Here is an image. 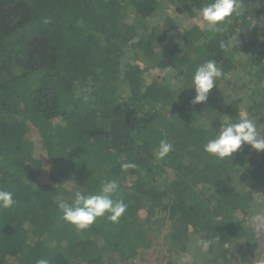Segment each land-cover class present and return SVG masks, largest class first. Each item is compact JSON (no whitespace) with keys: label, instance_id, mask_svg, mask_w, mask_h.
<instances>
[{"label":"trees","instance_id":"1","mask_svg":"<svg viewBox=\"0 0 264 264\" xmlns=\"http://www.w3.org/2000/svg\"><path fill=\"white\" fill-rule=\"evenodd\" d=\"M206 2L0 0V187L17 200L0 209V264H114L156 239L178 261L249 264L264 151L244 144L218 160L203 144L245 116L264 135V0H242V14L215 32L197 11ZM209 59L223 76L193 105L192 73ZM34 137L49 166L42 176ZM162 139L174 150L158 160ZM113 179L112 199L128 204L119 223L78 230L63 220L58 199ZM202 242L207 261L192 252Z\"/></svg>","mask_w":264,"mask_h":264},{"label":"clouds","instance_id":"2","mask_svg":"<svg viewBox=\"0 0 264 264\" xmlns=\"http://www.w3.org/2000/svg\"><path fill=\"white\" fill-rule=\"evenodd\" d=\"M244 10L242 0H207L197 10L208 30L219 31L221 26L231 17L239 16ZM47 22V21H45ZM231 43L220 42V48L227 51ZM175 76L172 67L166 68ZM223 76V70L215 59H209L199 64L191 76L190 88L195 89V97L191 101L193 105L206 102L210 90L216 87V81ZM179 77V81H183ZM177 86V80L172 81ZM185 88V87H183ZM182 88V89H183ZM85 91H90L86 89ZM87 98V97H85ZM199 125L207 130L209 122L206 119L199 121ZM250 145L256 151H264V135L258 131L255 121L245 116L233 123L222 124L216 134L203 144V151L218 160L233 157L242 145ZM174 150L173 143L167 139L159 142L156 158L163 160ZM124 171L137 168L133 162L121 164ZM116 180H108L102 183L97 194L86 192L83 187L76 186L69 203L64 199H58V208L62 212V218L78 230H87L98 218L106 217L112 223H119L120 218L126 213L128 204L121 200H113L112 195L118 190ZM17 204L14 194L4 187H0V209H10ZM256 222H264V215L257 214ZM207 247L206 242H202ZM36 264H49L46 259H39Z\"/></svg>","mask_w":264,"mask_h":264},{"label":"rangeland","instance_id":"3","mask_svg":"<svg viewBox=\"0 0 264 264\" xmlns=\"http://www.w3.org/2000/svg\"><path fill=\"white\" fill-rule=\"evenodd\" d=\"M236 78H238V80L241 81V77L236 76ZM33 140L34 146H35V154L34 157L35 159H38L37 164L32 161L31 163L34 165L33 169H34V173L38 174L41 173V176L45 174V172H48L49 166L47 164V162L45 161V156L42 153V147L40 144H38V142H36V138H31ZM33 156V155H32ZM40 171V172H39ZM264 198V195H263ZM259 206L256 212L257 214L260 215H264V202L262 200L258 202ZM238 216H242L241 214H238ZM250 224L255 228L256 232L259 233L261 240H260V244L258 246V248L256 250H254L253 253H251L250 256L251 259H247L249 261V264H260V263H264V222H256L254 221H250ZM208 246L207 247H201L200 245H195L194 249L192 250L193 253H198L199 255H201L199 257L200 260H209L208 258V254L207 252ZM260 254V256H259ZM191 254H188L184 257V259H189L188 261H184V260H179L180 258L178 255H172L171 253L168 252V249L164 247L163 245V239H156L155 243L153 245V248H151L149 250V252H144V254L142 253L138 258L132 260V261H115L114 264H170L169 262H177V264H191L193 262H191V256H189ZM241 255H243V253L240 251L238 253V256L240 257ZM259 256V257H258ZM174 257V259H173ZM256 257V259H255ZM195 258V257H194ZM257 258H260L259 261H257ZM198 259V258H197ZM198 259V262H199ZM196 260V258H195Z\"/></svg>","mask_w":264,"mask_h":264}]
</instances>
